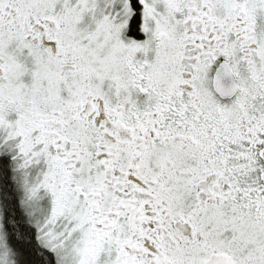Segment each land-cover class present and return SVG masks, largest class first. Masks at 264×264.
<instances>
[{"label": "snow or ice", "instance_id": "snow-or-ice-1", "mask_svg": "<svg viewBox=\"0 0 264 264\" xmlns=\"http://www.w3.org/2000/svg\"><path fill=\"white\" fill-rule=\"evenodd\" d=\"M0 264H264V0H0Z\"/></svg>", "mask_w": 264, "mask_h": 264}]
</instances>
